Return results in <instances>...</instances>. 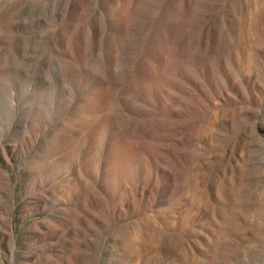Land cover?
<instances>
[{
  "label": "rangeland",
  "instance_id": "374dc122",
  "mask_svg": "<svg viewBox=\"0 0 264 264\" xmlns=\"http://www.w3.org/2000/svg\"><path fill=\"white\" fill-rule=\"evenodd\" d=\"M0 264H264V0H0Z\"/></svg>",
  "mask_w": 264,
  "mask_h": 264
}]
</instances>
